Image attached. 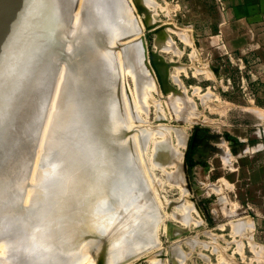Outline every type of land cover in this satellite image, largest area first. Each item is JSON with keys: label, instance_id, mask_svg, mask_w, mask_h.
Masks as SVG:
<instances>
[{"label": "bare ground", "instance_id": "6f19581e", "mask_svg": "<svg viewBox=\"0 0 264 264\" xmlns=\"http://www.w3.org/2000/svg\"><path fill=\"white\" fill-rule=\"evenodd\" d=\"M126 1L84 0L85 3L80 6V11H76L77 0H0V238H3L7 246L13 247L14 257L18 259L17 262H22V264L37 262L38 252L44 248L52 252L55 264H77L84 258L86 260L87 257H90V262L94 253H105L104 261L107 262L106 264L119 263L120 261L123 264L120 259H124L126 256L125 258L131 260L128 254L135 249L131 248L134 242V239L133 241L131 239L135 238V241L138 242V235L143 233L141 227L145 223L141 224L143 219L138 220L136 217H140L137 214L143 206L144 200L151 198V196L153 200V197L156 196L155 193V196L152 193L153 188L157 186L153 181L155 178L151 180L146 175L149 165L143 155L146 143L149 142L147 137L144 138V135L148 136L147 133L142 135L144 139H140L141 137H136V135L139 136L136 131L133 135L137 139L134 141L132 133L129 132L131 128H134L132 126L134 123L131 121L133 113L130 111L132 109L130 107L133 105L128 106V103L126 104L128 106H126V111L129 110L131 114L128 115L130 116L129 120L133 123L130 128L129 121L125 118L127 116L126 111L121 107L123 103L120 104L126 99L127 92L123 90L127 84L124 83V86L123 81L122 84L119 83L121 80L119 74L125 73L122 72L123 69L124 71L126 69L124 62H129L126 67L135 68L132 71L136 70L135 72L139 73V78L142 77L140 75H144L143 78L139 79L137 78L138 73L135 74L134 72L135 75L133 74L135 77L137 76V80L143 79L142 84H140L142 80L139 82L140 89L145 85L146 89L147 87L150 89L151 87L149 88L147 85L151 84L150 78L154 73L148 69L149 66L147 67L146 64L148 59L143 48L145 43L141 44L142 42L138 40L137 35L135 36L139 29V17L137 18L136 13H134L136 9H133L132 3L129 4V0L127 2L131 7H128ZM130 9L135 11H130ZM133 15H136V18ZM139 25L141 24L139 23ZM86 29L91 35L89 38L93 40L95 48L88 47ZM127 37L128 39L125 41L124 39ZM122 39L125 42L130 39V42H128L129 45L119 43L125 46L122 48L123 54L125 51L128 58L127 61L123 62L124 65L122 66L124 67L120 69L122 73H119L117 68L119 63L116 61L114 45L118 49V41ZM122 55H120L121 59ZM156 65L158 66V64ZM136 78H134L135 81ZM155 80L154 82L157 83ZM154 82L152 84L155 85ZM123 86L124 89H122ZM140 89L138 87L139 93L142 90ZM143 90L140 95L147 93ZM135 92L138 94L136 89ZM128 94L127 96H130ZM145 97H142V100ZM139 98L141 99V96ZM126 100V102L129 100L134 102L132 99ZM130 104H134L135 107L137 105L132 102ZM145 107V105L144 107L141 106V108ZM138 111H141L140 107L134 114L139 113ZM136 114L134 117L135 126H137V121L140 122L136 119ZM138 115L141 117L140 114ZM145 123L147 124V121ZM149 127L151 128V125ZM145 129L144 127V131ZM146 130L149 133L148 128ZM164 132L161 137L166 134ZM36 134L38 139L35 149L36 152L38 148L41 149L46 172L41 173L40 179L36 177L38 179L36 184L32 182L30 185L31 182L28 183V180L30 181L31 176L29 177V175L33 168L32 165H34L33 156L38 153L33 155L34 150L32 151L26 143L21 148L18 146L24 142L26 137H35ZM167 134L169 133L167 132ZM154 136L152 133V137ZM158 142L161 143L163 140H158ZM168 146L171 147L172 145L169 144ZM160 150L161 152L166 151L162 147ZM157 157L156 165L167 164L163 155ZM36 159L39 160V157ZM36 162L38 163L37 160ZM35 168L40 171V167L39 169ZM148 168L151 169V166ZM148 172V175L151 176V170ZM34 176L36 175L34 174ZM28 190L32 198L28 194L29 199L32 200L31 202L28 200L30 203L25 200V194ZM159 203L157 205L163 206L162 202V204ZM153 205L156 207V203ZM154 211L156 212L154 209L151 212ZM64 213L69 218V223L62 228L63 243L61 242L60 246H56L54 245L56 243H51L52 232L48 229L51 228L50 225H54L53 222L59 218L62 219ZM159 216L158 219L161 218V214ZM58 222H55L57 227L60 225ZM96 226L100 230L98 231L104 235L102 240H99L100 238L97 240L96 237V240L91 244L87 239L90 235L92 236ZM59 234L57 238H60ZM151 237L146 238V242L149 243L148 247H151L150 242L154 243L155 241V244L157 243L156 240L152 241L153 237ZM146 244L144 246L140 244V246L144 248L147 246ZM256 245L254 246L256 247ZM174 247L178 248L179 246L175 245ZM146 248H144L145 251L148 249ZM176 248H174L176 251H171L172 253L169 255L173 254V258L180 261L181 252L178 253ZM172 249L170 248L169 252ZM140 250L141 248L139 253ZM144 250L142 252H145ZM155 252L158 254L157 251ZM160 252L162 251L160 250ZM134 254L137 255V253ZM0 255L2 256V252ZM165 255L167 256V254ZM96 256L98 257V254H95V258ZM154 256L156 258V255ZM161 257L158 258L159 262ZM95 261L92 262L95 263ZM162 263L163 260L160 264Z\"/></svg>", "mask_w": 264, "mask_h": 264}, {"label": "rangeland", "instance_id": "374dc122", "mask_svg": "<svg viewBox=\"0 0 264 264\" xmlns=\"http://www.w3.org/2000/svg\"><path fill=\"white\" fill-rule=\"evenodd\" d=\"M127 1L128 7L132 5L134 7L132 8L136 9V11L133 9L130 11H135L137 18L139 17L138 21L141 25L138 23V26L140 30L138 29L135 36L137 35L138 40L142 42L141 44L145 43L143 48L148 59L146 64L154 75L151 73L153 78L150 76V82H152L147 85L149 88L151 87V90L148 87L146 89V85L141 88L150 94L143 93L140 95L142 93L140 84H142L143 79H141L142 81L139 79L143 78L144 75H140L142 77L139 78V73L134 70L135 74L138 73V77H136L139 79L137 80L132 71L135 68L126 67L129 62H124L128 59L125 51L126 57L123 56L122 48L125 46L119 44L123 43L124 45L126 43L129 45L128 42L133 38L129 37L127 42L125 41L128 37L124 39L125 41L119 40L118 49L114 45L116 61L119 63L117 68L119 73L125 72L119 74V78H121L119 83H123L124 86L125 84L128 85L123 91H126L127 94L130 92L128 94L130 96L126 94L125 98L134 100V102L129 101L137 104L138 107L130 104L129 101L126 102V99L120 104L123 103L124 106L121 105V107L125 111L127 105H133L130 107V109L132 108L130 111L133 113L131 121L134 124L129 120L130 111L127 110L125 113L129 127L137 128H129L131 131L128 129L132 133V139L136 131L137 134L139 133V136L136 135V137H141L140 139L143 138L142 135L146 133L148 135H144V138L147 137L150 143L147 142L149 145L146 143V154L144 152L143 156H145L144 159L147 161L148 167L151 166V169L148 167L147 169L151 170L152 175H148L149 170L146 175L151 180L155 178L153 181L157 187L155 185L154 187L157 189L153 188L152 194L155 193L156 196L154 195L153 200L152 196L146 198L149 200H144L142 205L145 207L140 208L137 214L140 217H136L138 220H144L143 223L141 220V224L145 223V226L141 227L143 233H138L139 240L136 237L139 243L135 241V238L131 239V241L134 239L133 244H137L135 245L138 250L132 244L131 248L135 249L128 254L131 260L125 258L126 256L120 260L123 264H160L161 260H163L162 264H264V30H261L264 27V20H259L258 11L250 9L257 4V0H129L131 5H128L129 1ZM77 3L76 11H80V6L85 2L84 0H77ZM79 3L81 4L79 5ZM93 7L96 6L93 5ZM136 15L133 16L136 18ZM141 31L142 34H140ZM119 53L120 55L123 54L122 59L124 57L125 59L122 60ZM122 65L125 66V71L124 69L123 71L120 70L124 67ZM129 70L133 73H130ZM157 72L160 73L156 74ZM153 82L155 85L152 84ZM136 86L141 90L140 93ZM122 94L121 90V96ZM136 97L137 99H135ZM142 97L145 98L142 100ZM139 99L142 100V103ZM145 101L147 104L144 103ZM144 105L147 108H141ZM139 107L141 111L135 113L136 119L140 122L145 120L147 124L145 121H142L143 123L137 121V126H135L134 112H137ZM135 109L136 111H134ZM138 114L143 117H139ZM160 116L162 118H159ZM160 124L163 125L160 126ZM149 125L155 131L159 128L158 133ZM144 127L148 128L149 133L146 132V129L144 131ZM132 129L134 130L132 131ZM151 132L155 135L154 137H152ZM163 132L166 134H163L164 137L162 136V138ZM159 134L160 136H158ZM136 139L134 138V141ZM155 140L157 142L163 140V142L157 144ZM182 140L185 142L183 143ZM169 144L172 146H168ZM157 146L159 147L156 149ZM161 147L166 151L161 152ZM40 150L38 148L37 152L32 153L33 155L38 153L33 156V164L38 169L40 167V171H37L32 165L33 168L29 175L31 178H29L30 181L28 180V183L31 182L30 185L32 182L37 183L41 175L46 172ZM173 150L174 152H172ZM158 152H160V157L163 155V159H166V165L155 164L157 163L156 158L159 156ZM35 157H39V160ZM36 160L38 163H35ZM162 167L165 168V172ZM156 182L158 183L156 184ZM34 183L33 185L36 184ZM29 190L25 194L27 203L28 200L32 201ZM28 194L31 199H29ZM156 200H160L159 202H162L163 206L157 205L159 202ZM155 203L156 207L153 205ZM149 209H154L156 212H151L152 210ZM157 213L161 214V220L158 219L160 216ZM152 216L156 217L157 220ZM63 217L58 219L59 222L55 219L61 225L59 227H57L55 220L54 225H50L49 222L51 228L48 230L52 233L50 237L48 231V236L52 239H50L51 243H56L54 244L56 246H60L63 241L62 228L69 223L66 213ZM95 230H93L95 233L93 232L92 236L90 235L87 239L91 244L96 240V237L97 240L99 238L102 240L104 235L99 232L97 226ZM59 233L62 235L60 236ZM58 234L62 239L57 238ZM142 234L147 237L142 236ZM49 237L47 238L49 239ZM148 237L157 242L156 244L155 241L154 243L150 242L151 250L148 247L149 243L146 242ZM93 238L95 239L93 240ZM0 241L2 244L0 251L3 249L1 251L2 256L0 255V264H22V262L16 261L18 259L14 257L13 247L7 246L3 238H0ZM177 242L179 243L175 244ZM140 244L141 246L146 244L145 247L149 250L146 248L148 251H145V247H141ZM157 244H160V247ZM154 245L158 248L155 246L156 249ZM173 245H178L179 250ZM161 247L162 249H160ZM172 247L176 248L178 253L181 252V262L174 259L173 254L169 255L176 251ZM140 248L145 252L140 250L139 253ZM170 248L172 250L169 252ZM133 253H137V255H133ZM38 254L40 259L38 258V261L32 264L56 263L52 252L49 250L42 248ZM95 254H98V257L95 258ZM153 254L156 255L157 259ZM134 256L139 257L134 258ZM91 257L90 262V257H87L86 260L84 258L77 264H81L83 260L86 262L83 261L82 264L107 263L104 261L105 253H94ZM159 257H161L160 262ZM93 260H96L95 263L92 262ZM114 264H121V261Z\"/></svg>", "mask_w": 264, "mask_h": 264}, {"label": "water", "instance_id": "95a60500", "mask_svg": "<svg viewBox=\"0 0 264 264\" xmlns=\"http://www.w3.org/2000/svg\"><path fill=\"white\" fill-rule=\"evenodd\" d=\"M85 33H86V41H87V43H88V47H90V48H95L94 47V44H93V40H90V38H91V35H90V33H89V31L86 29L85 30ZM88 35V36H87ZM90 37V38H89ZM91 50V49H90ZM91 53H93L92 51H91ZM37 139H38V135L36 134L35 135V137H26L25 139H24V142L23 143H20L21 145H19L18 147L19 148H21V146L23 145V144H28V146H30V148L32 149V151L34 150V151H36V143H37ZM7 148H8V146H7ZM33 151V152H34Z\"/></svg>", "mask_w": 264, "mask_h": 264}, {"label": "crops", "instance_id": "0c3cea01", "mask_svg": "<svg viewBox=\"0 0 264 264\" xmlns=\"http://www.w3.org/2000/svg\"><path fill=\"white\" fill-rule=\"evenodd\" d=\"M251 10L259 12V20H264V0H257V4L250 7ZM260 29V28H259ZM264 30V27L261 28Z\"/></svg>", "mask_w": 264, "mask_h": 264}]
</instances>
